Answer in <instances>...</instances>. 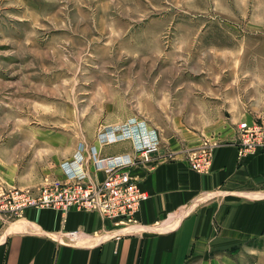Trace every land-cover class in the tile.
Listing matches in <instances>:
<instances>
[{
	"label": "rangeland",
	"instance_id": "rangeland-1",
	"mask_svg": "<svg viewBox=\"0 0 264 264\" xmlns=\"http://www.w3.org/2000/svg\"><path fill=\"white\" fill-rule=\"evenodd\" d=\"M234 113L264 120V0H0V158L34 191L109 129L194 157Z\"/></svg>",
	"mask_w": 264,
	"mask_h": 264
},
{
	"label": "crops",
	"instance_id": "crops-1",
	"mask_svg": "<svg viewBox=\"0 0 264 264\" xmlns=\"http://www.w3.org/2000/svg\"><path fill=\"white\" fill-rule=\"evenodd\" d=\"M232 117L238 124L254 116ZM223 132L208 174L190 168L204 141L160 134L151 161L129 169L150 196L132 223L75 210L32 208L12 220L0 213V264H264V151L241 159L236 130ZM94 145L101 158L135 156L129 140ZM87 167L92 181H104L103 171ZM16 186L38 187L0 158V194Z\"/></svg>",
	"mask_w": 264,
	"mask_h": 264
},
{
	"label": "built area",
	"instance_id": "built-area-1",
	"mask_svg": "<svg viewBox=\"0 0 264 264\" xmlns=\"http://www.w3.org/2000/svg\"><path fill=\"white\" fill-rule=\"evenodd\" d=\"M130 140L135 156L124 155L101 158L96 147L89 155L79 151L74 160L62 165L64 181L50 182L38 190L13 187L0 194V213L11 220L20 217L28 209H55L63 214L70 210L98 213L104 219L127 224L135 221L142 204L149 199L129 169L141 162L151 161L158 152V133L144 122L134 121L101 134L104 145ZM236 143L241 159L264 151V120L255 116L237 124ZM212 153L205 149L190 158L191 170L208 174L211 171ZM93 163L96 171H103L104 181L94 182L87 173V166ZM75 235V234H71Z\"/></svg>",
	"mask_w": 264,
	"mask_h": 264
}]
</instances>
